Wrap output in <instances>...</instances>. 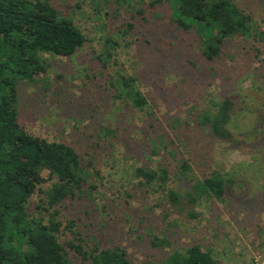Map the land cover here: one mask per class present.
I'll return each instance as SVG.
<instances>
[{
  "label": "rangeland",
  "instance_id": "rangeland-1",
  "mask_svg": "<svg viewBox=\"0 0 264 264\" xmlns=\"http://www.w3.org/2000/svg\"><path fill=\"white\" fill-rule=\"evenodd\" d=\"M50 1L86 42L69 58L42 55L46 71L19 83V124L37 138L73 147L83 165L91 160V175L86 194L41 213L39 191L54 182L42 171L45 183L29 200V213L60 223L63 244H77V236L86 248L119 246L133 264H160L192 245L210 251L213 264H264V53L255 57L252 41L235 39L207 61L195 34L171 25L167 3L145 6L140 16L136 4ZM232 1L264 30V0ZM128 24L132 29L120 37ZM123 74L138 79L144 110L113 97L110 83ZM209 99L232 103L226 140L198 124ZM181 159L190 182L178 173ZM158 166L170 178L166 192L180 188L182 196L196 179L219 171L228 180L225 195L172 206L163 190L143 186L135 175L136 168ZM156 237L169 246H153Z\"/></svg>",
  "mask_w": 264,
  "mask_h": 264
},
{
  "label": "trees",
  "instance_id": "trees-1",
  "mask_svg": "<svg viewBox=\"0 0 264 264\" xmlns=\"http://www.w3.org/2000/svg\"><path fill=\"white\" fill-rule=\"evenodd\" d=\"M102 2L104 6L112 2L122 8L136 4L139 7L135 12L140 16L144 14L145 6L155 8L167 3L171 25L193 32L199 40L201 55L207 61L220 58L224 46L235 39L252 41L255 57L264 53L257 46L264 47V30H259L252 17L232 0ZM132 27L128 24L127 29L120 32V37L130 32ZM110 41L113 40L107 38L106 42ZM85 42L80 28L62 16L50 0H0V264H73L67 247L74 251L81 264H133L119 246L86 248L77 236L74 239L77 244H63L59 236L61 224L50 218L45 221L40 213L35 217L27 207L37 188L45 183L42 171H47L48 179L54 182L48 189L38 190L43 195L44 204L36 206L41 213L56 209L67 197L86 194L85 185L91 175L86 168L91 166V160L83 165L70 145L48 142L27 133L19 124L18 110L19 83L31 82L34 75L46 71L42 55L69 58ZM137 81L136 77L123 74L116 76L110 86L116 100H127L134 109L142 111L147 100L136 87ZM207 104V109L198 116V124L208 129L214 138L228 139L231 101L224 99L217 104L214 99H209ZM104 130L107 137L112 135L110 130ZM188 171L187 160L181 159L178 173L190 182L192 177ZM135 175L142 180L143 186L163 190L166 201L172 206L180 205L181 200L193 205L202 199L222 201L228 186L225 176L214 171L208 177L196 179L181 196L180 188L165 191L170 178L162 166L155 170L136 168ZM178 175L176 178H180ZM71 223L66 224V229ZM169 244L165 238L152 240L155 247L167 248ZM160 264H213V258L210 251L192 245L182 251H173Z\"/></svg>",
  "mask_w": 264,
  "mask_h": 264
}]
</instances>
